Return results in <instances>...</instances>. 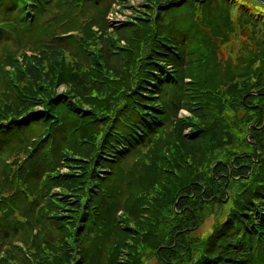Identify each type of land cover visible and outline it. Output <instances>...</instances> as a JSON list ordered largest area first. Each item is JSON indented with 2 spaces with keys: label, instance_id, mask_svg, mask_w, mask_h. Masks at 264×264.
Returning <instances> with one entry per match:
<instances>
[{
  "label": "rangeland",
  "instance_id": "obj_1",
  "mask_svg": "<svg viewBox=\"0 0 264 264\" xmlns=\"http://www.w3.org/2000/svg\"><path fill=\"white\" fill-rule=\"evenodd\" d=\"M160 1L164 0H53L39 18L47 32L37 31L36 38L35 27L28 33L16 27L7 32L13 39L4 41L0 51V115L20 112L21 98H31L27 108H34L38 99L46 100L53 91L68 90L87 112L77 119L66 114L64 131L53 136L58 142L55 158L51 153L53 166L45 169L43 177L37 172L35 179L42 193L33 190L27 198L21 197L20 177L25 163L34 158L43 127L23 130L12 149L0 155V199L7 202L6 212L0 211V264H117L108 260L112 247L124 249L121 240L136 243L146 237L156 214L151 217L145 203L155 205L161 186L177 182L175 177L182 172V180L198 178L202 186L212 184L211 174L226 192L223 196L212 192L200 201L197 193L193 201L199 216L190 236L208 237L242 200L239 192L252 172L230 169L227 162L238 160V166L248 167L249 160L258 163L264 157L249 129L253 124L256 139L261 140L264 123H247L257 111H248L243 103L256 82L264 81V24L243 14L247 8L240 9V0H181L178 8L166 13L160 11ZM167 41L179 52L172 47L159 53L157 47ZM152 59L162 61L167 74H162L166 70L159 74L160 84L168 83L158 98L145 100L158 105L163 127L142 144L129 146L124 156L115 157L119 137L108 146L109 135L134 120L129 113V105L134 104L131 96L136 97L139 89L145 94L156 89L141 81L146 76L156 78L150 74L155 66L147 62ZM60 69L67 73V83L58 84L55 78ZM29 84L35 88L27 90ZM42 88L49 93L24 97V92ZM217 117L213 130L224 132L217 151L216 145L202 153L199 143H182L184 133L190 131L188 121L208 126ZM219 164L228 167V173H219ZM147 166L159 173L145 187L139 177ZM56 172L66 176L63 181L62 175L47 179L46 174ZM173 204L175 210L176 201ZM83 215L87 221L97 220L85 231ZM13 220L18 225L15 233L10 230ZM133 221L140 226L134 239L120 232ZM5 226L11 234L8 239L2 232ZM241 234L239 227L232 237ZM252 242L254 248L237 258L245 259L242 264H255L257 259L264 264L258 257L264 251V235L258 234ZM144 252L142 264H160L155 249Z\"/></svg>",
  "mask_w": 264,
  "mask_h": 264
},
{
  "label": "trees",
  "instance_id": "obj_2",
  "mask_svg": "<svg viewBox=\"0 0 264 264\" xmlns=\"http://www.w3.org/2000/svg\"><path fill=\"white\" fill-rule=\"evenodd\" d=\"M52 1L53 0H0V51L3 49L2 46L4 45V41L13 39L12 36L7 35V32H13L15 27L19 28L20 33H28L31 28L35 27L36 30L33 32L35 38L38 36L37 31L40 30L41 33L47 32L48 27L39 23V18L43 15L42 13L45 12V9H47L46 7H48L49 3ZM91 1L92 0H90V3ZM180 1L181 0H164L160 1L158 6L162 8L160 10L162 13H166L174 8H178L179 4L177 3ZM236 1L237 0H233V2ZM173 4L177 5L172 7L171 5ZM238 5L240 9L242 6L247 8V12H244V10L242 11L243 14H246L252 20L257 21V24H264L263 3L257 2L256 0H240ZM81 15L82 12L80 16ZM11 25L13 26L12 28ZM172 47H175L177 50L176 52H179L180 49L173 46L171 43H168V41L167 43H162L157 49L159 53H164L165 50ZM147 62L148 64H153L155 66V68L150 70V74L156 78L150 79L149 76H146V78H141V81H149L156 89L153 94H148L149 91L145 94L142 92V89H139L136 97H134V95L131 96L134 104L129 105L131 110L129 113L134 115V120L129 121L128 124L125 123L126 127L123 125L122 128H117L118 132L113 131L114 134L109 135V142L107 140L108 146H111L110 142L112 139L116 141L119 137V145L116 147L118 148V151H113L115 157L124 156L126 151L129 150V146L133 147L137 144H142L143 140H147L148 137L153 136L160 127H163L161 123L162 117L158 115L157 111L158 105L155 103L154 105L149 103L145 100V97H159L161 91L168 83L166 80H163L160 84L161 76H159V74L162 73L163 70L165 71L166 67L162 65V61L158 59H152ZM63 72L64 71L60 69L55 76L58 84L68 82L66 76H64L67 73ZM162 74L166 75L167 70ZM189 75L199 79L197 73ZM165 79H169V77L167 76ZM174 83L176 84L175 80L173 84ZM137 85H141V82H137ZM141 87L144 86L141 85ZM29 88L35 87L29 84L27 90H29ZM43 89L44 88H42L41 91L28 94H25L24 92V97L30 98L31 96L32 98H35L33 95H37V93L39 94L38 96H40V94L49 93L45 92ZM45 90L47 91V86H45ZM251 90L261 94H254L246 98L244 103L247 104L246 109L248 111H257L255 114L256 120L248 117L246 122L250 124V122L253 121L254 124L260 125L264 123V81L256 82V86ZM20 96H23V94H20ZM74 96L75 95L69 90L65 91V93L53 91V94H49L46 100L38 99V107L34 108H27L30 106L31 98H21L20 106L22 107L19 109V111L21 110L20 112L12 111L7 117L0 115V155L2 156L9 148L12 149L11 146L14 142L19 141L20 134L23 130H31L34 129V127L37 129H39L38 127L44 128L42 135H40V138L38 139L39 145L35 147L36 153H34V158L29 161L30 164L25 163V168H23V172H21L20 180L21 184L24 185L23 190L21 191V197L27 198L34 192L33 190L37 191L38 182L35 179L38 178V175L39 177L40 175L43 177L45 169L53 166V159L57 154L55 147L58 145L57 140L54 139L53 136L64 131V127L67 125L64 121L66 114L72 115L73 119L85 117L84 113H86L87 110L82 107L81 103L77 100L75 101ZM249 103L253 104V106L248 107ZM144 107L151 110H145ZM191 110H193V108H191ZM129 113L124 116L126 119L128 118L127 116ZM217 120L218 117L212 120L214 121L213 124L208 126L201 125L199 121H188L190 122V131L184 133L182 143H199V148L202 153H205L208 148H212L216 145L214 151H217V148L220 145H223L220 139L224 138V132L222 130L219 132L213 130V125L217 124ZM249 126L254 132L251 137V139H254V145L256 146L257 143L260 152L264 153V133L260 135L261 140H257L256 133L258 132L254 131L255 127L253 128V124H250ZM79 127L81 126L78 125V128ZM76 130L77 129L74 131ZM261 131H264V128ZM50 140L52 143L47 145ZM108 146L104 147L108 148ZM51 153L54 156L53 159H51ZM237 161L238 160L231 163L229 159L227 165L229 164L228 166L230 169L239 168L242 171L247 170L248 172H252V178L242 186L241 192H239V194L243 195L242 200L236 202L235 206L230 211V215L222 222V224L212 230L208 237L198 238L189 235L192 231L191 229L196 225V219L199 216V213L197 212V203L193 200L196 199L197 193V199L199 201L201 196L209 197L212 192H217L219 195L223 196L226 194L225 188L223 186H217V182L212 178L213 176L211 174L209 179H211L212 184H205L202 186L198 184V178L194 182L182 180L180 178L183 176L184 172H182L175 177L177 179L179 178V180H176L177 182L161 186V190L158 192V198L155 199V205H152V201L145 203L149 208L147 212L151 214V217L156 214L154 219H152V222L150 221L148 223L146 237H144L143 240L141 239V241L136 240V243L130 240H121L124 249H115L112 247L109 252L108 260L117 264H142L145 258L144 251L151 248L155 249V252L157 253V261L160 264H242L245 259L237 257L244 255L245 250L254 248L252 242L253 237H257L258 234L264 235V171H262V168H264V157L261 158L258 163H255V160H249L251 167L249 165H247L248 167L238 166ZM217 167H220L219 173L222 170H225L227 173L229 171L228 167L221 164ZM144 170L145 171L139 177V182H142L143 186L147 187V185L152 183L155 172H157L158 175L159 170H152L149 166ZM46 175H48V180L50 177L55 178L58 175H62L63 181L66 177L59 172ZM103 177L104 175L101 178ZM62 181L59 184H62ZM37 192L42 193L40 191ZM63 195H66V193H63ZM0 201L2 200L0 199ZM50 201V203L54 204L55 200L52 199ZM174 201H176L177 204L175 210L172 209ZM76 206H78V204ZM6 207V201L0 202V211L4 210ZM177 209H181L182 211L179 213L177 212ZM4 211L6 212V210ZM166 212H168V214H166ZM169 215H171V217ZM82 217L85 218L84 215ZM87 220L88 219L85 220L82 226L84 231L92 226L94 223L93 220L96 219L93 217L91 220ZM11 223V233L17 232V223H15L14 220ZM6 227L7 226H5V228ZM67 227L68 226H66V231ZM124 227L125 230L120 228V232L132 239L136 238L137 234L140 233V226L136 221H133L132 224L128 223ZM239 227L242 228L241 236L233 238L232 236ZM5 228H3L2 232L5 236L7 235L8 239L11 237V234L7 231L8 228ZM254 234L256 235L254 236ZM147 237L151 238L150 242L147 241ZM143 242L146 243V246ZM119 251L122 253V257H119ZM258 257H261L262 260H264V251L259 252ZM254 262L255 264H259L261 261L257 259Z\"/></svg>",
  "mask_w": 264,
  "mask_h": 264
},
{
  "label": "water",
  "instance_id": "obj_3",
  "mask_svg": "<svg viewBox=\"0 0 264 264\" xmlns=\"http://www.w3.org/2000/svg\"><path fill=\"white\" fill-rule=\"evenodd\" d=\"M256 1L257 2H261V3L264 4V0H256ZM254 94H261V93H257V92L251 91V93H248V94L244 95V97H243V103H245V100H246V98L248 96H251V95H254ZM249 129H251L250 126H249Z\"/></svg>",
  "mask_w": 264,
  "mask_h": 264
}]
</instances>
